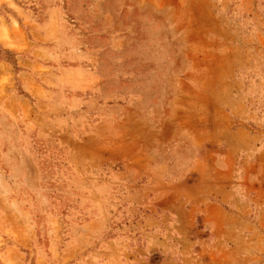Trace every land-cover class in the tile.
<instances>
[{
	"label": "rangeland",
	"instance_id": "374dc122",
	"mask_svg": "<svg viewBox=\"0 0 264 264\" xmlns=\"http://www.w3.org/2000/svg\"><path fill=\"white\" fill-rule=\"evenodd\" d=\"M0 264H264V0H0Z\"/></svg>",
	"mask_w": 264,
	"mask_h": 264
}]
</instances>
